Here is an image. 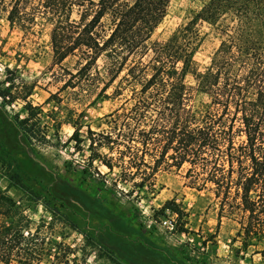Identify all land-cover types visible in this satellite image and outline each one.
I'll return each instance as SVG.
<instances>
[{"label": "trees", "instance_id": "trees-1", "mask_svg": "<svg viewBox=\"0 0 264 264\" xmlns=\"http://www.w3.org/2000/svg\"><path fill=\"white\" fill-rule=\"evenodd\" d=\"M169 2L0 0V11L26 33L47 26L56 63L76 57L59 88L76 95L75 104L92 93L120 100L101 117L99 130L87 125L83 134L81 120L68 119L76 150L86 145L91 164L118 169L113 183L143 187L156 183L159 172L186 165L191 183L210 184L222 208L227 203L242 211L245 236L264 235V0H207L167 38L155 39ZM203 23L220 41L201 70L194 55ZM0 96L7 97L2 90ZM24 100L18 128L30 142L39 134L48 141L50 129L58 133L62 122ZM0 161L11 182L0 187V263L85 264V252L79 257L77 247L58 239V222L68 219L56 207L50 219H32L29 202L9 192L27 185L20 164L3 146ZM29 194L40 198H33V189ZM167 208L184 215L172 200Z\"/></svg>", "mask_w": 264, "mask_h": 264}, {"label": "rangeland", "instance_id": "rangeland-1", "mask_svg": "<svg viewBox=\"0 0 264 264\" xmlns=\"http://www.w3.org/2000/svg\"><path fill=\"white\" fill-rule=\"evenodd\" d=\"M206 1L170 0L153 38H167ZM201 27L203 39L194 57L204 70L220 37L213 26ZM75 64L76 57L55 62L47 26L40 33H26L0 11V90L7 95L0 96V146L21 166L27 185L11 186L9 192L21 203L29 202L27 214L34 220L50 219L56 207L59 216L68 219V224L58 222V239L77 247L79 257L85 252V264H264V235L245 236L242 211L227 203L222 208L210 184L199 188L191 183L186 165L163 170L156 183L138 187L113 183L118 169L109 171L97 160L91 164L86 145L76 150L69 117L81 120L83 134L87 125L99 130L101 117L120 100L92 93L84 104H75L76 95L59 91ZM187 80L194 83L191 75ZM24 97L62 122L58 133L50 129L48 141L39 134L30 142L18 128L17 116L26 115ZM9 183L0 161V187ZM30 189L38 200L29 199ZM167 200L177 203L184 215L179 218L163 209Z\"/></svg>", "mask_w": 264, "mask_h": 264}, {"label": "built area", "instance_id": "built-area-1", "mask_svg": "<svg viewBox=\"0 0 264 264\" xmlns=\"http://www.w3.org/2000/svg\"><path fill=\"white\" fill-rule=\"evenodd\" d=\"M164 223H165V224H167V225H168V227H170V228H172V227H173V223H172V221H171V220H168V219H166V220H164Z\"/></svg>", "mask_w": 264, "mask_h": 264}]
</instances>
